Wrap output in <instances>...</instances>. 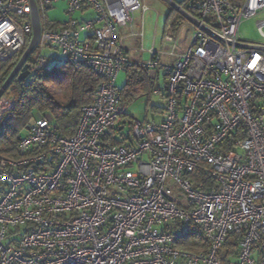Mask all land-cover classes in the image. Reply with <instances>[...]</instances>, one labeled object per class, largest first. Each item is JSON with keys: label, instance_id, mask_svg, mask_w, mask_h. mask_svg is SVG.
Returning a JSON list of instances; mask_svg holds the SVG:
<instances>
[{"label": "built area", "instance_id": "built-area-1", "mask_svg": "<svg viewBox=\"0 0 264 264\" xmlns=\"http://www.w3.org/2000/svg\"><path fill=\"white\" fill-rule=\"evenodd\" d=\"M33 1L41 50L85 64L101 81L73 135L40 116L17 157L0 155V264H224L231 234L227 264H264V42L239 34L264 0H165L194 29L186 52L168 53L177 60L165 65L156 122L130 117L117 86L132 64L120 30L150 9L147 0H0V60L29 44ZM59 1L70 18L52 29L46 11ZM257 27L264 37V19ZM165 40L175 48L176 37ZM149 54L144 66L155 71L159 52ZM48 61L40 51L30 73ZM14 104L5 92L0 133ZM237 132L245 137L226 144ZM199 171L211 183L196 180ZM198 236L204 244L189 248Z\"/></svg>", "mask_w": 264, "mask_h": 264}, {"label": "trees", "instance_id": "trees-1", "mask_svg": "<svg viewBox=\"0 0 264 264\" xmlns=\"http://www.w3.org/2000/svg\"><path fill=\"white\" fill-rule=\"evenodd\" d=\"M178 1L188 6L190 0ZM232 1L236 3L238 0ZM173 15L174 10L171 9L168 13L167 24L176 28L184 19L179 16L173 18ZM56 24V22H48L47 26L53 29ZM29 42L30 38H28ZM27 46L28 44L26 48ZM34 52L28 61L29 64L34 61V57L38 54H34ZM23 53L7 60H0V88ZM46 56L49 60H63L60 53ZM125 71L127 79L125 84L119 88V91L126 104L142 94L151 95L153 93L155 88L154 79L148 68L132 63ZM100 81V77L88 66L73 64L66 56L62 62L52 67L49 66L48 61L47 66L43 67L38 73H30L24 80L15 78L6 91L14 97L15 104L10 118L2 127L0 133V155L9 158L17 157L19 155L18 144L23 135L22 131L26 132L29 126L40 116H50L61 135H73L79 126L83 108L95 101ZM243 136V132H237L226 141V144L233 145L236 139L243 138ZM110 141L115 143L114 140L110 139ZM195 179L211 183L202 171L196 173ZM237 238L238 236L234 234L229 236V240L225 245L227 252L222 254L224 264H227L229 254L235 251ZM188 244L189 248L196 249L204 243L201 236H198Z\"/></svg>", "mask_w": 264, "mask_h": 264}, {"label": "rangeland", "instance_id": "rangeland-1", "mask_svg": "<svg viewBox=\"0 0 264 264\" xmlns=\"http://www.w3.org/2000/svg\"><path fill=\"white\" fill-rule=\"evenodd\" d=\"M147 2L150 4V11L146 14V21H145V27H144V43L146 46L152 44V41L154 39V36L156 38V47L158 49H163V38L167 34H172L173 32V26L167 24L165 25V17L168 11H171V7L165 0H147ZM67 3L64 1H59L55 3L53 6H51L49 9H47L46 14L49 17V21L51 22H63L70 18V15L67 13ZM160 10V15H159ZM173 10V9H172ZM94 12L92 10L90 11H76L74 13L75 19H89L93 17ZM182 17L177 11L174 10L173 18L175 17ZM141 17V12L136 11L135 12V19H138ZM183 18V17H182ZM172 19V18H171ZM184 21L179 25V31L176 32V35H179L180 37V46L182 44L186 43V38L189 36L191 32V23L187 22L185 18H183ZM260 19H264V12L256 15L255 17H251L248 19H245L242 21L240 28H239V34L244 40L253 41V42H264V37L261 35V33L258 30L257 27V21ZM139 30V26L137 27ZM141 28V27H140ZM142 30V31H143ZM86 36V33H82V38ZM153 48V47H152ZM150 48V49H152ZM150 49L148 51H150ZM156 49V50H158ZM42 51L44 55H50L51 51L47 48H44L41 50V47H37L35 49L34 54L39 53ZM58 51H54L53 55L58 54ZM53 57V56H52ZM65 56L62 55V59L64 60ZM63 60H49V66L52 67L55 64H58L62 62ZM163 69H161V79L160 84L161 88H164L165 81L162 78L163 77ZM126 82V75L125 72L120 75L117 81L118 86H122ZM166 99H162V97L158 94H152L150 101L148 100V97L145 94H142L138 96L133 101H128L127 110L130 115V117L134 119L144 120L147 119V121H161L163 117V112L154 111L152 106L159 107V109H163L166 106ZM149 102V105L147 106V103ZM129 126L125 129L124 132L128 133ZM22 134L25 135L26 132L22 131ZM236 151L243 153L244 151L242 149H237ZM135 170L136 168L133 167ZM24 229V228H23Z\"/></svg>", "mask_w": 264, "mask_h": 264}, {"label": "crops", "instance_id": "crops-1", "mask_svg": "<svg viewBox=\"0 0 264 264\" xmlns=\"http://www.w3.org/2000/svg\"><path fill=\"white\" fill-rule=\"evenodd\" d=\"M149 6H150V4H149ZM139 11L141 12V17H139L138 19H135V13H134V19H133V25H132V27L130 25H127V26L121 28L120 35L124 38V42H125V45L127 47V54H128L129 59L131 60V62L132 63H137L139 65L144 66V64L150 58V54H149V51L148 50L150 48H152V47L155 50L158 49V48L156 47V38H155V36H154V39L152 41V44L146 46L145 43H144L145 33H144V30L143 29L145 27V21H146V17L145 16L148 13V11H150V9L147 10L146 12H143L141 10H139ZM169 12H170V10L168 11V13ZM168 13L166 14V17H165V25H167ZM159 15H160V10H159ZM93 16H94V14H93ZM48 19H49V17H47V21L49 23H51V21H49ZM56 23L57 24L54 27L55 28H58V27H60V25H61L62 22H56ZM138 26H139V30L137 28ZM179 27L180 26H177L176 28H173V32H171L172 35L174 37H176V39H177V44H176L175 48L173 46V43H170V42H168V41L165 40V36L167 35L166 34L164 36V38H163V41H162V43H163V49H158L157 50L159 52L160 66L155 71H151L150 70V72H149L150 75L154 79L153 82H154L155 88H154L153 93L160 95L163 100L165 99V87L167 85V80H168V72H167V70L165 68V65H167V64H174L175 61L177 60V56H171L168 53L170 51H172V49H174V51H175L176 54H182V53L186 52L188 50V48H189V45H190V42H191V36H192V33H193V29H194L193 28V25L191 24V32H190L189 36L186 38V43H184V44H182V46H180V37H179V35H176V32L179 31ZM132 28H133V30L136 33H139V32H141L143 30L142 31L143 32V36L142 37H140V36H134V35L131 36L130 34H131V31H132ZM49 50L51 51L50 55H52L54 52L51 49H49ZM161 69H163V71H164L163 72L164 74H163V77H162L164 79V81H165L164 88H161V84H160V81H159L161 79ZM124 72H125L126 79H127V73H126L125 70L122 71L119 74L118 78ZM118 78H117V81H118ZM122 86H118V87L121 88ZM151 95H147L149 101L151 99ZM148 105H149V102L147 103V106ZM152 107H153L154 111H157V112H159V111L163 112V110H164V108L163 109H159V107H156V106H152ZM144 121H147V119H144ZM150 122H156V121L155 120H152Z\"/></svg>", "mask_w": 264, "mask_h": 264}, {"label": "water", "instance_id": "water-1", "mask_svg": "<svg viewBox=\"0 0 264 264\" xmlns=\"http://www.w3.org/2000/svg\"><path fill=\"white\" fill-rule=\"evenodd\" d=\"M31 22L33 26L32 38L26 50L20 57L18 63L14 67L13 71L8 76L2 87L0 88V99L8 90L9 86L11 85L12 81L15 78L24 80L30 75V64L28 61L39 44L40 36L42 32L41 16L38 7L34 1H33V11L31 14Z\"/></svg>", "mask_w": 264, "mask_h": 264}]
</instances>
